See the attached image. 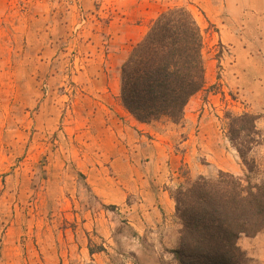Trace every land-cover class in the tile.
Wrapping results in <instances>:
<instances>
[{"label": "rangeland", "instance_id": "374dc122", "mask_svg": "<svg viewBox=\"0 0 264 264\" xmlns=\"http://www.w3.org/2000/svg\"><path fill=\"white\" fill-rule=\"evenodd\" d=\"M175 6L201 29L205 85L179 123L139 126L120 66ZM226 111L264 132V0H0V264H174L184 176L264 181V148L245 164ZM238 246L241 264H264L263 230Z\"/></svg>", "mask_w": 264, "mask_h": 264}, {"label": "trees", "instance_id": "16d2710c", "mask_svg": "<svg viewBox=\"0 0 264 264\" xmlns=\"http://www.w3.org/2000/svg\"><path fill=\"white\" fill-rule=\"evenodd\" d=\"M202 33L185 7H170L150 24L120 66L121 106L139 123L165 118L179 123L192 96L204 88ZM258 115L226 111L223 132L239 157L264 148ZM252 167H248L250 171ZM178 222L174 264H241V235L264 231V181L218 171L213 177L184 176L170 190ZM93 253L92 250H89Z\"/></svg>", "mask_w": 264, "mask_h": 264}, {"label": "crops", "instance_id": "0c3cea01", "mask_svg": "<svg viewBox=\"0 0 264 264\" xmlns=\"http://www.w3.org/2000/svg\"><path fill=\"white\" fill-rule=\"evenodd\" d=\"M243 28L244 26H242V24H237V29L234 33V45L235 48L240 47V49L243 50V52H245L247 49H245L244 45H245V37H244V32H243ZM237 41V42H236ZM139 126H143V125H147V124H143V123H138L136 122ZM167 210V214L170 213V203L166 202V206L164 207Z\"/></svg>", "mask_w": 264, "mask_h": 264}]
</instances>
